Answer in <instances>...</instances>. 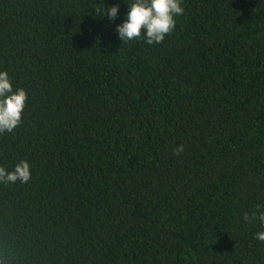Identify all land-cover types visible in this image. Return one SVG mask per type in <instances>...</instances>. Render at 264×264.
Here are the masks:
<instances>
[{"label":"trees","instance_id":"1","mask_svg":"<svg viewBox=\"0 0 264 264\" xmlns=\"http://www.w3.org/2000/svg\"><path fill=\"white\" fill-rule=\"evenodd\" d=\"M104 2L114 21L0 0V70L27 92L0 166L30 163L0 183V264H264V0H182L152 45Z\"/></svg>","mask_w":264,"mask_h":264},{"label":"clouds","instance_id":"2","mask_svg":"<svg viewBox=\"0 0 264 264\" xmlns=\"http://www.w3.org/2000/svg\"><path fill=\"white\" fill-rule=\"evenodd\" d=\"M126 4V18L115 26L117 36L123 43L143 35L147 44H160L175 28L176 17L184 12L182 0H129ZM97 5L94 7L98 18L107 17L114 21L118 16V3L105 4L104 0H99ZM26 101V90L19 87L14 89L9 72L0 70V133L11 132L21 123ZM178 150L182 151V146ZM29 179L30 163L27 160L19 161L12 170L0 166V183H15L17 180L26 183ZM244 219L248 221L249 216L245 214ZM251 219H258L264 225V212L258 217L253 215ZM255 238L264 241V231L257 232Z\"/></svg>","mask_w":264,"mask_h":264}]
</instances>
